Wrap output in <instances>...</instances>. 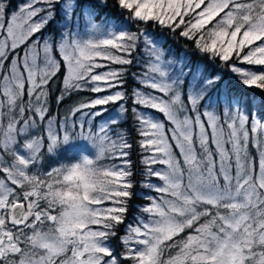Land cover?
<instances>
[{
  "label": "snow or ice",
  "instance_id": "snow-or-ice-1",
  "mask_svg": "<svg viewBox=\"0 0 264 264\" xmlns=\"http://www.w3.org/2000/svg\"><path fill=\"white\" fill-rule=\"evenodd\" d=\"M108 2L0 0V264H264V0Z\"/></svg>",
  "mask_w": 264,
  "mask_h": 264
},
{
  "label": "trees",
  "instance_id": "trees-1",
  "mask_svg": "<svg viewBox=\"0 0 264 264\" xmlns=\"http://www.w3.org/2000/svg\"><path fill=\"white\" fill-rule=\"evenodd\" d=\"M22 0H11V8L14 10L16 6L21 3ZM115 0H109L108 7L103 10V14L105 16L112 15L115 13H118V9L114 7ZM57 27V24H53L52 28L49 31L54 30ZM157 34H160L159 29H154ZM162 40L166 41V48L171 49V52L174 53L177 57H183L187 56L191 58L193 62L198 60L199 54L196 53L193 45L191 42L187 41L186 39L179 36L178 32L176 35H172L171 33H164L160 36ZM215 67V66H213ZM135 71V69H133ZM210 71L212 69H209ZM224 72L223 79L221 83L219 84L218 88L221 93L231 92L233 95H238L243 97L245 101H248L250 104L255 107L256 105H259L261 103V94L258 91H252L243 88L235 79V77L228 73L226 70H222ZM133 86V82L129 80L128 87L131 88ZM57 85H53V101L55 96ZM86 94H81V96ZM79 97L73 96L69 99H66L63 104L57 105L53 102L52 104V114H59L61 117L65 114L67 108L72 106ZM123 129H125L129 133V139L133 142L135 145V132L132 131V121L129 120L126 123L122 125ZM90 147L85 142H73L68 145H65L60 152L58 153V160L60 161H70L76 156L79 155L81 152L90 153ZM131 159L133 160L134 165L139 167L138 165V159L136 152H132ZM137 192V196L132 200V207L129 212L128 219L131 221L133 219V215L137 212L138 206L145 203L144 200L140 199V194L142 190L137 186L135 189ZM123 231V228L121 229ZM112 244L114 247L119 248L118 240H113Z\"/></svg>",
  "mask_w": 264,
  "mask_h": 264
}]
</instances>
